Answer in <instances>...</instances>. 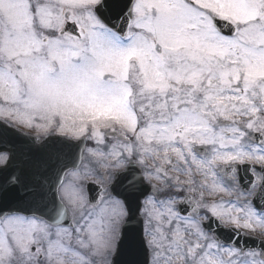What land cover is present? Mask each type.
I'll return each mask as SVG.
<instances>
[{
  "label": "snow or ice",
  "instance_id": "obj_1",
  "mask_svg": "<svg viewBox=\"0 0 264 264\" xmlns=\"http://www.w3.org/2000/svg\"><path fill=\"white\" fill-rule=\"evenodd\" d=\"M0 264H264V0H0Z\"/></svg>",
  "mask_w": 264,
  "mask_h": 264
}]
</instances>
